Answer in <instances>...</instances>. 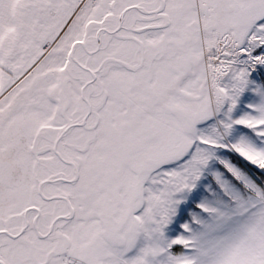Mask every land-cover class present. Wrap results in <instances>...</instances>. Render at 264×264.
Instances as JSON below:
<instances>
[{
	"label": "snow or ice",
	"instance_id": "1",
	"mask_svg": "<svg viewBox=\"0 0 264 264\" xmlns=\"http://www.w3.org/2000/svg\"><path fill=\"white\" fill-rule=\"evenodd\" d=\"M0 264H264V0H0Z\"/></svg>",
	"mask_w": 264,
	"mask_h": 264
}]
</instances>
